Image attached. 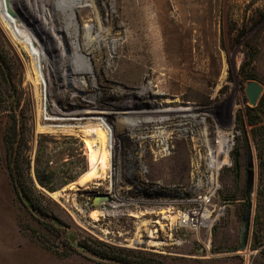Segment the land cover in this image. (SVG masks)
Listing matches in <instances>:
<instances>
[{
  "label": "rangeland",
  "instance_id": "1",
  "mask_svg": "<svg viewBox=\"0 0 264 264\" xmlns=\"http://www.w3.org/2000/svg\"><path fill=\"white\" fill-rule=\"evenodd\" d=\"M9 5L26 28L11 31L0 0V165L14 112L25 117L33 155L46 137L55 180L80 170L53 192L37 182L44 213L10 185L21 231L60 258L78 255L89 264L117 262L83 243L129 257L145 253L157 264H264V0ZM252 80L263 87L256 105L246 94ZM100 127L114 132L110 167L83 184L86 140ZM222 132L232 138L227 158L218 150ZM249 154L255 183L246 194ZM101 194L109 199L96 202ZM187 209L202 215L199 227L180 225Z\"/></svg>",
  "mask_w": 264,
  "mask_h": 264
},
{
  "label": "trees",
  "instance_id": "2",
  "mask_svg": "<svg viewBox=\"0 0 264 264\" xmlns=\"http://www.w3.org/2000/svg\"><path fill=\"white\" fill-rule=\"evenodd\" d=\"M260 102L264 103V95L261 97ZM13 109H16L14 104ZM250 110H252V107H249L248 111ZM24 118L22 116L18 118V115L13 112L10 115V121L6 125L3 135L6 150V168L16 195L32 210L44 213L43 206L36 198L37 195L43 193L37 186V182L43 189L53 192L69 181L74 180L79 175L80 170L76 169V166L71 167V171H63L64 179L55 180L56 171H54V166L50 164L52 160L46 156L49 143H46L47 140L44 135H40L41 140L38 141L37 149L33 155L31 145L33 138L30 136V130ZM67 138L71 139V137ZM65 143L66 141L59 142L58 147L62 148L60 161L63 160V156L68 150L64 145ZM61 162L62 165L66 164L65 161ZM81 247L85 251L95 252L104 258L114 259L117 264H157L156 259L146 256L145 253L137 254L129 251L133 256L129 257L128 255L123 256L121 253H116L114 249L113 252L94 249L87 243H83ZM120 251L122 252L123 249H120Z\"/></svg>",
  "mask_w": 264,
  "mask_h": 264
},
{
  "label": "crops",
  "instance_id": "3",
  "mask_svg": "<svg viewBox=\"0 0 264 264\" xmlns=\"http://www.w3.org/2000/svg\"><path fill=\"white\" fill-rule=\"evenodd\" d=\"M1 140L4 163L0 165V264H89L78 255L60 258L21 231L14 197L8 190L11 181L6 168L3 134Z\"/></svg>",
  "mask_w": 264,
  "mask_h": 264
},
{
  "label": "bare ground",
  "instance_id": "4",
  "mask_svg": "<svg viewBox=\"0 0 264 264\" xmlns=\"http://www.w3.org/2000/svg\"><path fill=\"white\" fill-rule=\"evenodd\" d=\"M1 11L3 14L2 17H4V19H6V21L8 22V26L11 29V31L13 30L15 32L17 30H22V29L26 28L19 18H15V16L14 17L11 16L7 11H4L3 9ZM30 47L31 46H28L27 49L31 50ZM31 52H33V51L31 50ZM234 107H236V105ZM192 110L196 111L197 107L196 108H194V107H178V108L174 107V108H171V111H192ZM102 124H104V123H102ZM95 131H96V137L93 140H86L87 150H88V154H89L90 168L81 177L82 183L86 182V181H89V182L91 181V183H92V181H95V180H98L99 178L104 177L106 175L109 167H110V160H111V154H112L111 149L113 148L114 142H115L114 132H113V130L112 131L109 130V127H108V129H104V127L103 128H101V127L96 128ZM217 139L219 142L218 150L221 151L222 153H224V155L227 158L228 153L231 150V146H232L231 136L228 135L227 133L222 132V133H219ZM211 156H213V155H211ZM220 165H221V163H218L217 166H219V168H220Z\"/></svg>",
  "mask_w": 264,
  "mask_h": 264
},
{
  "label": "water",
  "instance_id": "5",
  "mask_svg": "<svg viewBox=\"0 0 264 264\" xmlns=\"http://www.w3.org/2000/svg\"><path fill=\"white\" fill-rule=\"evenodd\" d=\"M6 8L9 12L10 15L13 17L14 12L11 9V5H9V0H6ZM263 87L260 83L257 81H249L246 87V94L247 97L252 105H256L259 97L262 93ZM255 183V171H254V163H253V158L251 154H249L248 158V168H247V178H246V188H245V193L246 194H251L253 191ZM109 195L108 194H101L97 195L95 197L96 202L101 201V200H108ZM252 211H253V203L250 200L245 207V212L242 216V225H241V249H245L248 244V238L250 235V226H251V219H252Z\"/></svg>",
  "mask_w": 264,
  "mask_h": 264
},
{
  "label": "built area",
  "instance_id": "6",
  "mask_svg": "<svg viewBox=\"0 0 264 264\" xmlns=\"http://www.w3.org/2000/svg\"><path fill=\"white\" fill-rule=\"evenodd\" d=\"M203 217L199 212L187 209L182 211L178 217L180 225H192L193 227H199L202 224Z\"/></svg>",
  "mask_w": 264,
  "mask_h": 264
}]
</instances>
